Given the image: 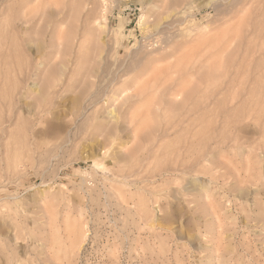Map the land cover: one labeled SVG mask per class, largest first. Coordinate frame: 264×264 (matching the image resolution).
I'll list each match as a JSON object with an SVG mask.
<instances>
[{"label":"rangeland","instance_id":"1","mask_svg":"<svg viewBox=\"0 0 264 264\" xmlns=\"http://www.w3.org/2000/svg\"><path fill=\"white\" fill-rule=\"evenodd\" d=\"M0 264H264V0H0Z\"/></svg>","mask_w":264,"mask_h":264}]
</instances>
